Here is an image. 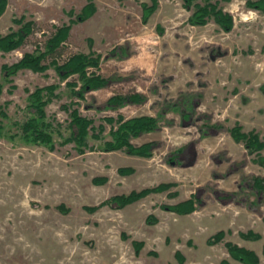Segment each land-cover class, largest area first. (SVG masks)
<instances>
[{"label": "rangeland", "instance_id": "obj_1", "mask_svg": "<svg viewBox=\"0 0 264 264\" xmlns=\"http://www.w3.org/2000/svg\"><path fill=\"white\" fill-rule=\"evenodd\" d=\"M247 1L212 0L233 16L226 32L212 17L191 24L194 9L184 0H158L148 22L143 4L152 0H94L97 11L84 22L74 21L88 0H9L0 36L19 30L14 19L22 16L35 27L19 49L0 52V108L7 114L0 116V264H245L228 252V241L253 250L264 264V188L254 183L264 181V166L230 132L240 124L264 140V12ZM65 24L72 25L70 35L44 61L47 71L25 69L6 78L4 64L45 51ZM78 53L99 54V70L89 72L109 80L83 98L68 84L76 81L80 89L78 75L62 80L51 65ZM48 85L57 87L45 108L53 139L35 143L21 126L32 116L30 94ZM136 92L147 100L106 107L110 97ZM180 101L192 114L186 121L174 107ZM74 109L93 120L96 132L106 128L97 138L91 131L83 149L70 138ZM118 115L158 119V129L131 140L136 146L154 142L152 157L105 150L111 139L106 118ZM184 152L188 156L179 155ZM127 167L134 172L119 171ZM101 177L107 181H94ZM161 183L175 186L121 209L100 205ZM189 197L197 205L194 215L164 207ZM218 231L225 238L209 245ZM134 242L143 243L139 252Z\"/></svg>", "mask_w": 264, "mask_h": 264}, {"label": "trees", "instance_id": "obj_2", "mask_svg": "<svg viewBox=\"0 0 264 264\" xmlns=\"http://www.w3.org/2000/svg\"><path fill=\"white\" fill-rule=\"evenodd\" d=\"M204 3L199 0H184V5L188 10L194 9L192 16L190 17V23L193 25H205L209 18H213L215 22L226 32L232 31L234 27L233 16L229 13L224 12L218 7V4L213 3L212 0H203ZM9 0H0V17L5 13ZM247 4L250 7L260 9L264 12V0H248ZM158 0H152L151 4H143V21L148 22L150 16L157 10ZM97 11L94 0H88V3L83 7L82 12L77 16V21L84 22L91 18ZM26 17L14 19V22L20 24L21 27L17 31H11L6 35L0 36V52H11L19 49L26 41L29 35L34 31L35 21H25ZM72 22V23H74ZM72 25H62L57 27L56 32L47 39L45 43V51H37L34 53H25L23 57L11 65L4 64L2 71L6 78L17 74L21 70L29 69L34 72H45L50 67L45 64L44 61L48 56L55 55L59 48L68 40ZM101 56L99 54H73L62 64L57 59H53L51 65L55 67L57 73L62 80H67L72 76L78 75V78L82 81L80 89H76L77 82L68 81V84L72 86L73 94L78 98H83L86 92L97 90L108 85L109 80L103 76L97 74V71L89 72V68L99 70ZM2 85L0 84V96L2 94ZM55 85H48L45 87L37 88L29 96L31 103L32 116L25 121L21 128L26 140H31L35 143L50 144L52 142V135L48 131L50 128L49 122L46 121L45 108L51 101V97L55 95ZM47 94V98L45 95ZM147 100V97L141 93H132L127 95H114L107 100L106 107L118 108L127 104H142ZM181 101L174 104V107H180V114L184 121L191 118L187 106L182 108ZM192 104V103H191ZM185 105V104H183ZM65 108H67L65 106ZM69 110V108H67ZM71 122L70 127L72 129L70 138L74 140L80 149L87 146V139L92 131L93 137H99V133L105 131V126L100 125V129L97 131L93 125V120L82 116L78 110L74 109L70 113ZM0 116L6 117L7 114L0 108ZM106 122L111 124L110 129V140L105 141V150L117 151L124 150L127 154L133 156H140L143 158L152 157V151L155 147L154 142H146L142 145L136 146L132 143V138L140 137L142 134L152 132L158 129V119L150 115H140L126 119L123 115H118V118L107 117ZM232 137L237 142L244 144L245 148L252 154H258L257 161L259 164L264 166V156L261 151L264 150V140L254 131L245 132L240 124L235 125L230 130ZM2 134V125L0 124V135ZM82 151V150H81ZM184 153L179 154L182 156ZM187 155V154H186ZM179 156V157H180ZM175 158H172L175 160ZM177 161V159H176ZM175 161V162H176ZM119 171L122 174H131L134 172L133 168H120ZM94 181L99 183H105L106 177L95 178ZM255 187L262 190L264 187V181L260 178L254 179ZM175 186V183H161L152 188H145L141 191H132L130 194L115 195L110 199L104 201L100 205L115 204L119 209L125 206L137 202L151 193H160L170 191ZM176 194V193H175ZM173 194V195H175ZM165 209L176 212L181 215L190 214L195 211L194 197L184 202H180L174 205L164 206ZM99 206L88 207L89 211H95ZM224 231H218L208 239L209 245H215L220 243L225 238ZM242 236L246 239H260V235L256 233H243ZM137 252L140 251L143 246L142 242H134ZM228 252L234 259H237L245 264H259L260 257L253 250L239 246L232 242H226ZM176 257L183 263L184 256L180 251L176 252ZM221 264H230L227 259H223Z\"/></svg>", "mask_w": 264, "mask_h": 264}, {"label": "crops", "instance_id": "obj_3", "mask_svg": "<svg viewBox=\"0 0 264 264\" xmlns=\"http://www.w3.org/2000/svg\"><path fill=\"white\" fill-rule=\"evenodd\" d=\"M186 156H188V155H186ZM182 157H185V156H182ZM190 198V197H189ZM189 198H187V199H189ZM196 207H197V205H195ZM189 216V215H194L193 213H190V214H185V216Z\"/></svg>", "mask_w": 264, "mask_h": 264}]
</instances>
